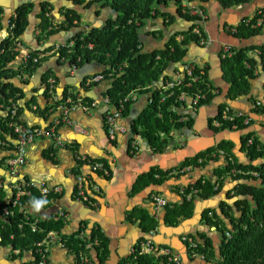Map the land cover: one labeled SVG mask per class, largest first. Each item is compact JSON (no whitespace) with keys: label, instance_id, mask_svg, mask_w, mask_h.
Masks as SVG:
<instances>
[{"label":"crops","instance_id":"0c3cea01","mask_svg":"<svg viewBox=\"0 0 264 264\" xmlns=\"http://www.w3.org/2000/svg\"><path fill=\"white\" fill-rule=\"evenodd\" d=\"M91 1L87 0L77 5V0H0V17L6 24L24 4L34 6L29 27L17 48L20 55L10 66L18 68L33 52H39L42 58L49 57L37 74L29 79V83L19 78L1 80L3 85L11 83L20 89L24 93V98L12 108H7L5 103L0 106V203L9 207L12 213L10 216L0 213V264L35 262L33 250L15 248L11 242L2 238V233L6 229L5 223L13 216L15 207L25 219H34V222H29L33 229L34 227L39 229L40 221L61 219L64 222L61 232H53L51 237L47 235L48 237L42 241L48 246L50 264H78L76 255L65 244L66 239L72 236L85 243L86 253L80 264H135L136 252L141 254V248L148 243L153 244V253L141 255L153 254L159 257L161 255L157 253L160 250L170 249L173 256H179L181 264H218L224 240L223 225L216 226L212 222L213 217L210 218L213 213L209 211L216 212L227 228L232 227L230 219L224 215L221 207L227 205L236 218L240 217L241 213L236 203L245 196L232 198L229 196L235 183L226 177L225 185L216 196L206 200L194 197V215L189 219H182L176 226L166 223L164 219L166 206L182 205L185 198L183 190L194 187L199 181L210 179L218 183L221 180L217 175L224 165L221 152L212 155L217 158L216 161L182 168L183 163L194 158L197 153H205L228 142L233 144L232 152L240 163L245 165L252 163L244 150L243 133L214 128L213 120L221 110L230 108L233 112L250 114L253 118L249 127L250 132H253L264 146V113L253 111L256 102L264 105V58L261 54V48L264 47V26L259 29L256 36L249 39L242 38V34L233 35L228 31L229 27L241 30L254 19L259 10L264 11V0H249L232 7L224 6L222 0H195L205 9L207 15L205 21L199 20V28L212 43L208 46L190 44L185 62L169 67L163 79L154 82L145 90L149 93L140 94L134 91L133 93L138 95L137 101L133 103L130 114L118 121V125L125 127L127 132L117 133L114 140L109 135L105 122L106 113L113 107L105 103V99L108 101L106 93L111 88V80L102 73L103 66L94 63L78 68L59 59L58 56V50L68 43L71 37L78 32L88 33L97 26L103 27L112 16L110 9H101L99 4L96 2L91 4ZM44 3L52 7L50 28L54 26L58 30L59 27L69 24L67 18L69 10L81 15L80 18L74 17L72 22L78 28L69 32L61 29L55 35L44 39L40 18ZM178 9L177 3L171 1L164 11L175 17L173 27L169 29L179 32L188 29L190 23L187 24L183 17L181 19ZM6 24L0 28V45L9 37ZM167 32L163 19L147 22L141 32L144 52L150 53L164 48L169 35ZM225 44L235 47L236 50H246L248 57L255 62V77L251 80V94L247 97L242 96L236 100L229 97L232 83L230 76L226 75L222 58ZM48 47L55 49L46 53ZM186 63L195 64L201 70V74L208 75L209 84L215 88L214 98L208 105L199 109L193 108L190 101L182 104L179 111L182 117L180 120L192 123L190 134L186 135L189 133L187 129L171 134L169 136L171 145L166 151L155 153L146 139L141 140V136L133 130L132 122L149 106L154 91H159L152 86L157 84L162 87L166 77L170 81L183 78ZM99 73L101 75L98 76ZM46 75L50 77L52 84L53 92L50 98L45 96L43 79ZM81 81L82 83L87 81L86 85L81 87ZM67 88L69 92L78 93V102L69 108L68 114H65L64 109L67 108L65 104L56 109L51 106L63 99ZM9 91L8 89L6 95ZM159 94L161 95L160 91ZM6 95L0 88V97L4 98ZM85 99L89 100L84 102ZM87 102L92 103L91 107L86 104ZM20 106L21 116L17 115V118L19 117L21 125L42 131L55 130L56 138L66 146L56 148L55 138L51 136L38 138L27 147L25 166L14 171L9 161L14 157L17 138L5 119L16 108L19 113ZM85 106L89 109L85 110L87 108ZM134 139L139 142L140 152L132 149ZM84 157L90 160L91 164L83 162L81 159ZM94 162L102 163L108 169V174L94 171L91 167ZM254 164L264 165V158L256 160ZM159 170L167 172L168 179L162 184L145 187L144 180L148 175ZM79 176L86 179V189L90 193L87 202L78 197ZM255 183L260 184V181L251 182ZM41 186L50 191L47 197L40 189ZM20 188L29 189L30 194L18 200ZM34 196L45 197L49 201L41 213L31 209L29 201ZM162 201L165 206L161 205ZM144 210L158 222L155 230H150L149 224L143 222ZM207 216L210 220H207ZM97 233L107 241L106 246L101 244L102 240L97 239ZM202 234L212 241L215 258L209 262L194 257L189 242L185 241V238H192L203 243ZM12 239L13 237L9 238L10 241ZM169 263L175 264L170 260Z\"/></svg>","mask_w":264,"mask_h":264},{"label":"trees","instance_id":"16d2710c","mask_svg":"<svg viewBox=\"0 0 264 264\" xmlns=\"http://www.w3.org/2000/svg\"><path fill=\"white\" fill-rule=\"evenodd\" d=\"M85 1L87 0H77L76 3L77 5L83 4ZM171 1H175L177 6L182 2V0H92L91 4H95L96 2L101 6V9H110L113 13L112 16L109 17L103 27L97 26L88 33L85 31L78 32L75 36L71 37L70 41L62 45L58 50L59 59H63L67 63H70V65L78 68H83L88 64L94 63L103 66L104 71L102 73L107 75L108 79L111 80V88L107 91L106 98L113 108H118L121 101L134 91L140 94L149 93V91L145 90H148L154 82L163 79L162 77L167 74L169 67L185 62L190 44L196 43L200 45L201 37L194 33L195 28L200 27V19L183 15L180 8L178 9L180 17L181 19L183 17L187 24L190 23L189 28L179 32L175 30L173 34L171 33L174 29L169 28L173 27L175 17L171 13L164 11ZM247 1L249 0H222L221 2L226 7H232ZM33 8L32 4H24L17 10L16 18L12 21L15 28L0 45V88L5 95L8 89L10 90L8 95L4 97L5 101L3 97H0V106L2 103H5L7 108H12L15 103L24 98V93L20 89L14 87L11 83L3 85L1 83L2 79L12 80L19 78L23 79V82L29 83V79L36 75L49 59V57L42 58L39 52H33L18 68L10 66V64L17 61L20 55L17 48L29 27L30 15L33 12ZM51 11L52 7L44 3L42 14L40 15L42 34H45L44 39L47 36L51 37L55 35L61 29L69 32L71 29L78 28L72 22L74 17L80 18L81 15L77 14L74 10L65 11L67 12L69 24L59 27L58 30L54 26L50 28L52 26ZM158 18L163 19L165 31L167 30V33H169L166 45L160 50L146 53L142 46L141 32L147 22ZM3 23L5 21L0 17V28ZM62 25L64 24L62 23ZM258 32L259 29H252L244 25L239 30V35L242 34V38L249 39L256 36ZM180 37L182 39H179ZM72 41L75 43L74 46H70V42ZM54 49L55 47H48L46 53L52 52ZM261 52L264 58V47L261 48ZM223 63L226 67V75L230 76V82L232 83L229 97L236 100L242 96H249L251 94V80L255 77L256 66L255 62L248 57L246 50H237L232 58L224 60ZM196 74L200 75V79L196 83H193L189 87L187 85L188 81H185L182 88L177 89L176 92L178 96L182 92H187L191 96L198 92L205 94L206 98L202 99L197 107L199 109L212 102L215 88L209 84L206 73L201 74V70L197 69ZM97 75L99 76L101 73ZM49 79L50 77L46 75L43 80L46 85L45 96L50 98L53 90ZM169 80L166 77V81ZM86 82L84 81L82 86H85ZM69 91L67 88L63 99L60 102L54 103L51 107L56 109L62 104H65L66 107H72V105L76 104L78 102V93ZM178 96L167 98L164 102H161L162 97L159 91H154V95L152 96L153 104L149 105L141 116L132 122L133 130L137 135L146 139L155 153L166 151L168 146L171 145L169 136L172 133L183 132L186 129L192 130V123L190 121L184 123L180 120L182 117H180L179 111L182 104ZM69 100H71L70 103H68ZM87 100L89 99H85L84 102ZM33 102H35V99ZM86 104L90 107L92 105L89 102ZM132 106V104H127L124 116L130 114ZM21 109L20 106L18 116H21ZM221 112L216 117V120L222 122L223 129L232 130L233 126H237L236 130L241 131L250 127V125L246 126L243 121H223L221 119ZM257 113H264L263 104L257 109ZM10 114L11 112L5 119L6 124L10 123ZM250 140H252L251 145L248 143ZM243 145L244 150L252 160L250 165H245L238 161L232 152L233 144L228 142H224L205 153L198 154L182 165L183 169L188 166H201L207 162L216 161L217 158H214L212 155L223 152L221 157L224 158V165L217 173L221 180L218 183L210 179L199 181L194 187L186 188L185 194L196 190L197 194L195 197L204 200L210 199L219 194L225 185L224 179L229 177L235 183L234 189L230 191L229 196L231 198L245 196V198L238 200L236 203L238 211L241 213L239 218L233 215L227 205L221 207L224 215L231 221L232 227L230 229L227 228L225 222L216 212L209 211L213 213L210 216V218L213 217L212 222L216 226L223 225L224 240L220 250L221 260L218 264H264V165L254 164L256 160L264 158V146L260 144L254 134L243 137ZM101 161L106 163L104 160ZM255 173L258 176H255ZM156 175L160 177L155 178ZM167 179V172L160 170L153 171L144 180V186L162 184ZM253 181H260V184H251ZM15 208H13V216L9 217L8 222L5 223L6 229L2 233V238L11 242L15 248L20 247L23 250H33L35 256L34 264H39L40 258L36 252V245L44 241L50 233L61 232L64 222L61 219L60 221H40L38 223L39 229L34 231L29 224V222H34V219H25L24 215ZM194 209V201L189 202L187 199H184L182 205H167L164 219L168 225L176 226L182 219L191 218L194 215ZM143 212V222L149 224L150 230H155L158 227V222L151 218L147 211L144 210ZM206 218L210 220L208 216ZM228 232L231 235L230 238L226 236ZM93 235L95 236V233ZM93 235L92 237H94ZM10 237H13L11 241L9 240ZM96 237L102 240V245L106 246L107 241L100 234L98 235L97 233ZM201 238L204 240L203 243L194 240L197 245L194 251L199 256H203L207 262L211 261V259L214 260L215 253L212 249L211 239L203 234ZM65 244L76 255L78 264H80L83 255L86 253L84 249L85 243L76 236H72L66 239ZM134 261L135 264H172L169 263L166 256L141 255L138 251L135 254Z\"/></svg>","mask_w":264,"mask_h":264},{"label":"built area","instance_id":"2783aa9c","mask_svg":"<svg viewBox=\"0 0 264 264\" xmlns=\"http://www.w3.org/2000/svg\"><path fill=\"white\" fill-rule=\"evenodd\" d=\"M179 6H180L179 8L181 9L183 15H189V16L194 17V18H199L202 22L207 19L205 9L202 6H200L199 4H197V2L195 0H182L181 4ZM246 26L250 27L252 29L262 28L264 26V11L259 10L256 13L254 19L249 21L246 24ZM228 31L230 33H232L233 35H237L239 33V30L237 28H234V27H229ZM194 33L201 37L200 45L208 46V44L212 43V41L210 39H208V37L205 34H203V30L201 28L197 27V29L194 30ZM71 45H73V44H71ZM222 50H223L222 58L224 60H226L228 58H232L236 52V49L230 45H224ZM28 58H29V56L26 57V60ZM197 69L198 68L196 67L195 64L186 63V64H184L185 75L183 78H179L175 81H170V80L165 81L162 84V87H159L157 84L153 85L152 87H154L155 90L159 89V91L161 93V97H162L161 102H164L167 98L177 97L178 94H177L176 90L181 89L182 86L184 85L185 81H188L187 85L189 87H191L193 83H196L200 79V75L196 74ZM98 81H99V79H98ZM193 96H191L187 92H182L178 96V98H179V101L181 102V104H185L187 101H190V104L194 107L198 106L200 101L202 99L206 98V95L202 94L201 92L195 93V95H193ZM137 99H138V95L136 93H131L128 97H126V99L121 101L118 108H113L112 110H109L106 113L105 122H106V125L108 127L109 135L111 136V138L113 140L116 139L117 133L118 134L119 133L125 134L127 132V129L125 127H121L120 125H118V121L120 119H123L124 113L126 112L127 104L133 105V103L136 102ZM105 103L110 105V103L106 99H105ZM151 104H153V100L149 101V105H151ZM93 106H96V105L93 104ZM85 107H87V106H85ZM89 107L85 108V110L89 109ZM69 108H71V107H67L64 109L65 114H68ZM221 113H222L221 119L223 121H226V122L241 121L242 119H245V123L248 124L250 122V120H252L250 117H248V115L240 113V112L235 113L230 108L223 110ZM17 114L18 113H17V108H16L10 114L11 121L9 123V125L14 130L15 135L17 136L15 157L10 160V167L12 170L15 171L17 168L25 166V164L27 162V147H28V145L33 143L38 138L51 136L52 138L53 137L55 138V147L56 148L66 146L64 143H62L60 140H58L56 138L55 130L42 131V130H39V129H36L33 127L23 126L19 123V119L17 118ZM246 116L249 119H246ZM221 124H222L221 121H218L216 123L214 122L215 127L216 126L219 127V126H221ZM182 143H184V142H182ZM248 143H249V145H251L252 140H250ZM132 149L136 150L137 152L141 151V147L139 146V142H137V140H135V139L132 143ZM152 151H153V149H152ZM221 153L223 154V152H221ZM81 160L83 162L91 164V161L87 160V158H85V157ZM91 167L96 172H102V173L108 174V169L102 163L94 162L91 165ZM254 175L257 176V174H254ZM85 182H86V179L83 176L78 177V197L80 200L87 202L89 200L90 193L86 189ZM40 189L42 190L45 197H47V195L50 194V191L47 188H45L44 186H41ZM184 191L185 190H183V194H184ZM27 194H30L29 189L20 188L19 192H18L17 199L19 200L20 197L25 196ZM196 194H197L196 190H193L191 193L185 194L187 201H192V199L195 197ZM161 205L165 206V203L162 201ZM0 213L7 215V216H10L12 214L9 207L3 206L1 203H0ZM34 230L37 231V227H34ZM52 235L53 234L50 233L48 236L51 237ZM185 241L189 242L190 249H191V247H195V244L192 242L191 239L185 238ZM36 246H37L36 252L40 258L39 264H50V258H49L50 252H49L48 246L45 244V242L38 243ZM153 250H154L153 244L148 243L147 245H144V247L141 248V254L153 253ZM159 254L168 256L169 259L171 261H173L175 264H181V259L179 258V256H177V255L173 256L172 251L170 249H164Z\"/></svg>","mask_w":264,"mask_h":264},{"label":"clouds","instance_id":"9594fccd","mask_svg":"<svg viewBox=\"0 0 264 264\" xmlns=\"http://www.w3.org/2000/svg\"><path fill=\"white\" fill-rule=\"evenodd\" d=\"M233 47V46H232ZM235 48V47H234ZM236 49V48H235ZM237 51V50H236ZM129 96V95H128ZM262 105V103L261 102H256L255 103V106H261ZM199 106V105H198ZM198 106H196L195 108H197ZM193 108H194V106H192ZM223 111V110H222ZM221 112V111H220ZM219 112V113H220ZM246 115H248V117H250L252 120V122H253V118L251 117V115L250 114H246ZM214 122H215V120H214ZM213 125H214V123H213ZM187 131V130H186ZM176 133V132H175ZM173 134V133H172ZM152 149V148H151ZM220 154V153H219ZM193 191V190H192ZM184 196H185V191H184ZM196 196V195H195ZM184 199H186V196H185V198ZM194 199V198H193ZM192 199V200H193ZM190 202V201H189ZM49 203V201H48V199L47 198H45V197H39V198H37V197H32V199L29 201V204H30V206H31V209L34 211V212H36V213H41V210L42 209H44L45 208V206L47 205ZM44 214H46V213H44ZM191 251V250H190ZM159 253H161V250L159 251ZM159 253H157V254H159ZM160 255H162V254H160ZM162 256H165V255H162ZM167 258H168V260H170L169 259V257L168 256H166ZM171 261V260H170ZM171 262H173V261H171ZM174 263V262H173Z\"/></svg>","mask_w":264,"mask_h":264},{"label":"rangeland","instance_id":"374dc122","mask_svg":"<svg viewBox=\"0 0 264 264\" xmlns=\"http://www.w3.org/2000/svg\"><path fill=\"white\" fill-rule=\"evenodd\" d=\"M71 44H73V45H71ZM75 45V43H74V41H72V42H70V46H74ZM225 45H227V44H225ZM224 46V45H223ZM30 57V56H29ZM26 61V60H25ZM98 79H100V78H98ZM44 86H45V90H46V85L44 84ZM260 106H254V113H257V109L259 108ZM235 113H239V112H235ZM240 113H243V112H240ZM243 114H245V113H243ZM218 116H219V114H218ZM217 117V116H216ZM216 117L214 118L215 119V123L216 122H218V120H216ZM246 119H249L247 116H246ZM241 121H243L244 123H245V119H242ZM252 124V121L250 120V122L248 123V124H246L245 123V125L247 126V125H251ZM223 124H221V126H219V127H214L215 129H221V130H223ZM237 129V126H233V129L232 130H234V131H232V132H237L238 130H236ZM226 130H230V129H226ZM247 130H250V128L248 127L247 129H245V130H241V131H239L240 133H244L245 135L243 136V137H245V136H247V135H249V134H254L253 132H250V133H248V134H246L245 132L247 131ZM255 135V134H254ZM16 138H17V136H16ZM17 141V140H16ZM15 153H16V143H15V152H14V157H15ZM27 153H28V151H27ZM13 157V158H14ZM12 158V159H13ZM10 162V161H9Z\"/></svg>","mask_w":264,"mask_h":264},{"label":"flooded vegetation","instance_id":"af4514ba","mask_svg":"<svg viewBox=\"0 0 264 264\" xmlns=\"http://www.w3.org/2000/svg\"><path fill=\"white\" fill-rule=\"evenodd\" d=\"M14 18H16V14H15V16L11 17L10 20L7 21V24L6 23H3V24H6L7 31H8L9 34H10V32L12 33L13 32L12 30L15 28L14 24L12 23V21L14 20Z\"/></svg>","mask_w":264,"mask_h":264},{"label":"bare ground","instance_id":"6f19581e","mask_svg":"<svg viewBox=\"0 0 264 264\" xmlns=\"http://www.w3.org/2000/svg\"><path fill=\"white\" fill-rule=\"evenodd\" d=\"M256 174H257V173H256ZM257 176H258V174H257ZM226 236L229 237V238L231 237V235H230L229 232L226 234ZM189 239H190V238H189ZM191 240H192V242L195 244V247H191V249L193 250V252H192L193 254H192V255H193L194 257H200V258H202V259L204 260V257H203V256H199L196 252H194V249L197 247V245H196V242H195L192 238H191Z\"/></svg>","mask_w":264,"mask_h":264},{"label":"water","instance_id":"95a60500","mask_svg":"<svg viewBox=\"0 0 264 264\" xmlns=\"http://www.w3.org/2000/svg\"><path fill=\"white\" fill-rule=\"evenodd\" d=\"M182 31H184V30H182ZM175 32V30H172V34ZM80 84H81V87H82V81L80 82ZM188 132L189 133H187L186 135H189L190 134V132H191V130H188ZM246 134H248V133H250V130H247L246 132H245ZM244 134V133H243ZM245 135V134H244ZM141 140H143V138L141 137ZM199 153H197L196 155H198ZM237 200V199H236Z\"/></svg>","mask_w":264,"mask_h":264}]
</instances>
